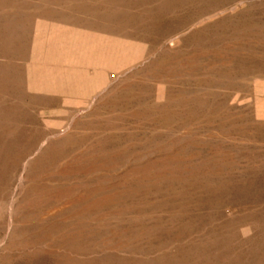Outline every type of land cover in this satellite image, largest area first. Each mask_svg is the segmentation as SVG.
I'll return each mask as SVG.
<instances>
[{"label": "rangeland", "instance_id": "rangeland-1", "mask_svg": "<svg viewBox=\"0 0 264 264\" xmlns=\"http://www.w3.org/2000/svg\"><path fill=\"white\" fill-rule=\"evenodd\" d=\"M0 264H264V0H0Z\"/></svg>", "mask_w": 264, "mask_h": 264}]
</instances>
